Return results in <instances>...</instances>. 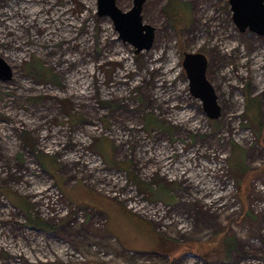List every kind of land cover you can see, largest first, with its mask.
<instances>
[{
  "label": "rangeland",
  "instance_id": "374dc122",
  "mask_svg": "<svg viewBox=\"0 0 264 264\" xmlns=\"http://www.w3.org/2000/svg\"><path fill=\"white\" fill-rule=\"evenodd\" d=\"M167 1H144L136 53L96 0H0V264H264V37L228 0H176V31ZM184 52L207 57L216 119Z\"/></svg>",
  "mask_w": 264,
  "mask_h": 264
},
{
  "label": "water",
  "instance_id": "95a60500",
  "mask_svg": "<svg viewBox=\"0 0 264 264\" xmlns=\"http://www.w3.org/2000/svg\"><path fill=\"white\" fill-rule=\"evenodd\" d=\"M145 0H132L127 11L116 0H96L97 15L109 17L119 39L134 46L135 52L149 50L155 28L143 22L141 10ZM232 21L240 32L252 31L264 37V0H228ZM207 57L200 52H184L182 67L189 81L190 93L201 100L203 110L211 119L220 116L221 109L213 85L206 77ZM12 67L0 56V80H10Z\"/></svg>",
  "mask_w": 264,
  "mask_h": 264
},
{
  "label": "trees",
  "instance_id": "16d2710c",
  "mask_svg": "<svg viewBox=\"0 0 264 264\" xmlns=\"http://www.w3.org/2000/svg\"><path fill=\"white\" fill-rule=\"evenodd\" d=\"M183 6H187L188 7V16L185 15V13L183 12ZM163 10L167 16V19L169 21V24L171 27H173L176 31H179V29L181 27H183L184 25H186L189 20H190V15H189V6L187 4H183L179 1L176 0H168L167 3L165 4V6L163 7ZM33 67H35V70H37V72H42L43 74H45L44 70H42L43 68L41 66H38L36 64L32 65ZM50 75V74H49ZM245 101H246V111L249 112L250 111V106L251 104V99L249 97L248 92L246 93L245 96ZM131 180H134L137 182V178L135 175H133L131 172H129ZM141 185L144 184L142 181ZM139 185V187L141 186ZM29 221L33 222L35 225H41V223H39V221L37 219H32L29 218Z\"/></svg>",
  "mask_w": 264,
  "mask_h": 264
},
{
  "label": "crops",
  "instance_id": "0c3cea01",
  "mask_svg": "<svg viewBox=\"0 0 264 264\" xmlns=\"http://www.w3.org/2000/svg\"><path fill=\"white\" fill-rule=\"evenodd\" d=\"M132 216V215H131ZM133 218H131L133 221H135V220H139L140 222H142L143 224H145V221L143 220V219H139L138 217H136V216H132ZM133 225V224H132Z\"/></svg>",
  "mask_w": 264,
  "mask_h": 264
}]
</instances>
